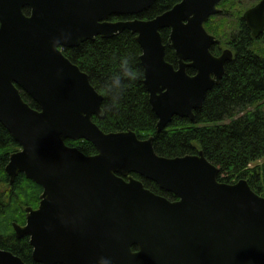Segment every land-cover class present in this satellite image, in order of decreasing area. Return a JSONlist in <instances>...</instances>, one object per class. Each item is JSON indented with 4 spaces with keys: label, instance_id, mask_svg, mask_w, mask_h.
<instances>
[{
    "label": "water",
    "instance_id": "95a60500",
    "mask_svg": "<svg viewBox=\"0 0 264 264\" xmlns=\"http://www.w3.org/2000/svg\"><path fill=\"white\" fill-rule=\"evenodd\" d=\"M157 1L0 0V123L22 148L11 154L6 173L10 185L24 174L43 189L39 207L26 208L25 226L13 225L20 238H30L38 264H100L103 257L113 264H264V197L246 179L220 182L219 168L204 151L168 158L157 154L154 137L103 132L93 120L104 117L103 95L63 53L131 32L142 49L157 132L175 117L196 123V111L234 58L230 49L212 53L221 41L205 28L225 0H181L153 19L109 21L139 16ZM242 19L260 38L264 0ZM164 29L177 67L166 60ZM61 31L72 39L54 46ZM66 140H86L97 154L88 156ZM133 174L177 200L156 194ZM0 264L26 263L0 249Z\"/></svg>",
    "mask_w": 264,
    "mask_h": 264
},
{
    "label": "trees",
    "instance_id": "16d2710c",
    "mask_svg": "<svg viewBox=\"0 0 264 264\" xmlns=\"http://www.w3.org/2000/svg\"><path fill=\"white\" fill-rule=\"evenodd\" d=\"M180 0H158L150 9L138 16L153 19L172 9ZM229 10L225 9L224 15ZM30 10L25 9L29 14ZM237 26L226 33V18L212 17L205 24L207 31L222 41L214 46V55H220L224 47L234 52V59L226 65V73L220 85L208 92L203 107L196 111V123L175 117L166 130L157 132L158 118L152 109L149 93L144 84L142 49L136 35L129 31L104 39L97 37L75 48H64V55L90 77L91 84L104 97V117L95 116L94 122L105 133L134 131L141 139L154 137V147L160 156L174 158L204 151L206 158L220 170L219 181L235 183L247 179L251 188L264 197V164L250 165L264 160V35L254 39L241 14ZM223 20V21H222ZM166 45V60L178 66V57L168 45L170 30L161 31ZM126 52L134 54L139 69L138 79L129 86L126 95L115 110L107 107L108 97L101 87L103 80L118 67V57ZM190 75L195 70L188 69ZM31 107L38 104L22 93ZM229 121V122H228ZM88 156L96 155V147L84 140H66ZM20 146L0 123V225L11 230L14 223H25V209L37 208L43 189L20 174L13 185L9 184L6 166L12 153ZM153 192L173 197L162 191L154 182L138 175ZM9 241L0 243L5 251L12 252L26 264H38L33 259L29 238L19 240L12 233Z\"/></svg>",
    "mask_w": 264,
    "mask_h": 264
},
{
    "label": "clouds",
    "instance_id": "9594fccd",
    "mask_svg": "<svg viewBox=\"0 0 264 264\" xmlns=\"http://www.w3.org/2000/svg\"><path fill=\"white\" fill-rule=\"evenodd\" d=\"M72 39L70 31H61L53 38V45L68 43ZM118 67L111 72L102 82L101 87L104 89L108 100L107 107L109 110L117 109L122 103L126 92L139 76V69L136 65L133 53L126 52L121 54L117 60ZM62 71V69H61ZM100 264H113L112 260L107 257L101 258Z\"/></svg>",
    "mask_w": 264,
    "mask_h": 264
},
{
    "label": "rangeland",
    "instance_id": "374dc122",
    "mask_svg": "<svg viewBox=\"0 0 264 264\" xmlns=\"http://www.w3.org/2000/svg\"><path fill=\"white\" fill-rule=\"evenodd\" d=\"M259 1L260 0H226L223 4H221L220 7L229 10L227 14L223 15L226 18V23L224 28L226 33H231L236 29L237 20L239 18L240 12L255 6L256 4L259 3ZM216 17H218V19L216 20L218 22L221 20L220 17H222V15ZM262 164H264V160H261L257 163H253L252 168Z\"/></svg>",
    "mask_w": 264,
    "mask_h": 264
},
{
    "label": "flooded vegetation",
    "instance_id": "af4514ba",
    "mask_svg": "<svg viewBox=\"0 0 264 264\" xmlns=\"http://www.w3.org/2000/svg\"><path fill=\"white\" fill-rule=\"evenodd\" d=\"M136 19V17H131V16H115V17H111L109 19L110 22H119V21H128V20H134ZM134 177V175H133ZM135 178V177H134ZM135 179H138V178H135ZM126 181H128V178H125ZM141 180V179H140ZM142 181V180H141ZM143 182V181H142ZM144 183V182H143ZM168 198V197H167ZM171 201H176V198L173 196L171 198H169ZM26 224V212H25V223L23 224H20L18 226L20 227H24ZM7 228H5V225H0V243H5L7 241L10 240V238H12L13 236H11V234L13 233L15 238L19 239V240H22L24 238H27V237H23V238H20L18 236V233L16 231V228L14 225H11V230H6ZM14 238V237H13ZM0 249H2V247L0 246ZM4 250V249H2Z\"/></svg>",
    "mask_w": 264,
    "mask_h": 264
}]
</instances>
